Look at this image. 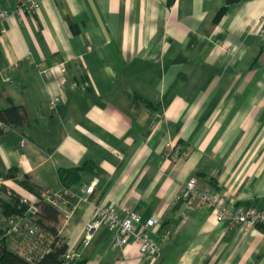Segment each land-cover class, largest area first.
Wrapping results in <instances>:
<instances>
[{
    "label": "crops",
    "instance_id": "0c3cea01",
    "mask_svg": "<svg viewBox=\"0 0 264 264\" xmlns=\"http://www.w3.org/2000/svg\"><path fill=\"white\" fill-rule=\"evenodd\" d=\"M39 1L29 13L0 0L11 13L0 107L29 116L0 130L1 185L35 196L1 177L17 169L59 192L60 169L99 166L70 189L75 207L60 236L73 264H264L260 231L183 200L196 178L202 191L264 209V0ZM108 204L160 219V258L115 245L107 227L85 244L96 208Z\"/></svg>",
    "mask_w": 264,
    "mask_h": 264
},
{
    "label": "built area",
    "instance_id": "2783aa9c",
    "mask_svg": "<svg viewBox=\"0 0 264 264\" xmlns=\"http://www.w3.org/2000/svg\"><path fill=\"white\" fill-rule=\"evenodd\" d=\"M19 7L26 12L35 13L40 9V1L19 0ZM10 14L8 10H0V35L4 31V22ZM260 35L264 37V29L261 30ZM8 81H11L10 77H8ZM61 100L60 96L54 98L52 100L53 107H56ZM0 130H9V128L0 122ZM98 183L99 180L96 179L90 185H85V193L88 196L92 195ZM42 197L59 208L66 216H70L74 210L73 201L76 198L69 189L63 188L59 192L44 191ZM84 200L88 201L89 197H85ZM183 200L189 210L208 205L218 223H228L230 227L240 226L249 230H257L264 235V209L255 206H241L236 200L230 199L226 193L202 191L198 187L196 178L187 183ZM22 203L26 205L24 215L11 216L3 221L8 225V234L17 242V250L23 256L32 259L33 255H43L49 249L45 247V235L36 222L39 214L37 198L22 195ZM160 224L161 221L158 217H152L145 221L138 212L128 207L118 209L115 204L100 205L96 208L92 222L88 226L85 244L89 245L95 231L107 227L113 236L115 245L126 247L134 243L143 255L160 258L162 247L153 235ZM168 237L169 233L163 236L164 239ZM65 257L64 264H72L75 258L69 252Z\"/></svg>",
    "mask_w": 264,
    "mask_h": 264
},
{
    "label": "trees",
    "instance_id": "16d2710c",
    "mask_svg": "<svg viewBox=\"0 0 264 264\" xmlns=\"http://www.w3.org/2000/svg\"><path fill=\"white\" fill-rule=\"evenodd\" d=\"M225 13L226 9H222L215 21L219 22ZM4 68V53L0 48V72ZM0 122L9 129H20L29 124V116L25 108L12 104L7 108L0 107ZM98 170L99 166L94 161H88L80 167L60 169L59 179L63 188L70 190L83 182L85 174H98ZM1 177L3 180H13L37 198L39 214L36 222L45 235L44 243L49 251L43 255H33L30 259L17 250V242L8 234V225L3 220L11 216L24 215L26 205L22 203L21 194L3 185L0 188V191L5 194L4 197L0 195V264H64L65 261L61 262V258L69 252L66 240L60 236V229L67 219L65 214L45 201L42 197L43 191L38 190L28 176H21L17 169H11Z\"/></svg>",
    "mask_w": 264,
    "mask_h": 264
},
{
    "label": "rangeland",
    "instance_id": "374dc122",
    "mask_svg": "<svg viewBox=\"0 0 264 264\" xmlns=\"http://www.w3.org/2000/svg\"><path fill=\"white\" fill-rule=\"evenodd\" d=\"M1 186H3V184H2V185H0V188H1ZM10 189H12V188H10ZM0 195H1L2 197H4V196H5V194H4L2 191H0Z\"/></svg>",
    "mask_w": 264,
    "mask_h": 264
},
{
    "label": "water",
    "instance_id": "95a60500",
    "mask_svg": "<svg viewBox=\"0 0 264 264\" xmlns=\"http://www.w3.org/2000/svg\"><path fill=\"white\" fill-rule=\"evenodd\" d=\"M66 260V257L61 258V262H64Z\"/></svg>",
    "mask_w": 264,
    "mask_h": 264
}]
</instances>
